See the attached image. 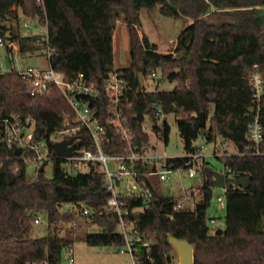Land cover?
<instances>
[{
    "label": "trees",
    "instance_id": "trees-1",
    "mask_svg": "<svg viewBox=\"0 0 264 264\" xmlns=\"http://www.w3.org/2000/svg\"><path fill=\"white\" fill-rule=\"evenodd\" d=\"M159 6L160 14L185 19L171 52H161L157 44L139 35L141 10ZM264 0H0V37L18 45L22 54H45L49 48L50 67L72 79L84 74L96 84L100 97L93 104L101 110L106 123L108 101L104 84L117 72L127 81L128 91L121 104L133 142L139 151L150 147L144 130L149 117L157 137L169 143L170 126L158 121L174 114L186 156L199 153V115L209 120L208 142L226 140L236 150L219 156L223 163L225 189V229L212 232L208 211L213 200L214 171L205 162L203 184L194 208L175 210L183 198L165 195L158 183L147 176L152 167L139 163L138 171L147 180L154 198L144 211L137 198L124 199L127 221H134L142 241L136 245L139 264H172L174 247L169 238L186 241L194 247V264H264V134L256 145L247 139L249 125L258 117L264 129ZM22 17L37 19L47 35L23 36ZM123 21L129 35L130 66L116 69L114 35ZM10 33V39L6 35ZM8 53L13 49L6 48ZM160 73L162 79L176 84L172 91L147 92L139 75ZM263 79V93L257 101L252 79ZM254 108V113L251 109ZM73 111L63 95L53 89L32 96L27 79L15 70H0V264H63V254L78 240L89 246H125L119 232L118 216L105 207L111 194L100 163L86 172L73 173L65 159L57 156L50 137L61 130ZM14 117L33 118L36 131L49 143L53 156L52 175L39 171L29 177L16 147L5 139L4 121ZM109 142L103 144L108 155L123 154L126 149L119 133L106 125ZM81 147L95 151L86 130L78 133ZM170 158L169 163L184 167L187 157ZM17 170H21L19 175ZM229 170V172L227 171ZM229 177H248L246 189ZM194 198V193L190 195ZM85 204L96 211L87 232L85 226H68L77 215L63 208ZM48 221L46 236H32L35 220Z\"/></svg>",
    "mask_w": 264,
    "mask_h": 264
},
{
    "label": "built area",
    "instance_id": "built-area-1",
    "mask_svg": "<svg viewBox=\"0 0 264 264\" xmlns=\"http://www.w3.org/2000/svg\"><path fill=\"white\" fill-rule=\"evenodd\" d=\"M40 1V0H38ZM26 18V17H25ZM24 27H29L25 21ZM0 47L19 49L18 45L7 40L4 41L0 37ZM53 49L49 48L46 52L48 59L53 53ZM4 65L0 61V70L3 71ZM23 75L28 82V91L32 96L45 95L53 89H57L65 98L71 107L74 116L67 117L61 130L51 135L50 140L55 143L71 140L76 138L74 144L77 145L73 155L65 158L73 173L86 172L90 170V165L100 163L106 178V187L111 197L105 207L107 212L114 213L118 216L119 232L125 238V246L131 253L135 264H139L135 257L136 245L141 243L145 247H149L151 241H142L135 227L134 221H127L125 216L128 214L127 205L124 199L137 198L143 201V206L137 208L134 212L144 211L154 198V192L146 179H144L137 167L139 163L148 165L153 168L148 174L151 181L164 183L169 181L170 176L186 174L190 178L203 174L205 169V157L203 156V148L199 153L187 155V161L184 167H176L169 163V159L164 156H157L151 153V147L139 151L133 142L128 121L123 116L121 104L125 101L128 91L126 79L119 73L114 72L106 79L104 84L105 97L108 101L106 123L101 122V110L93 104V100L100 97V91L96 84L86 79L84 74H79L72 79H67L66 75L58 72L53 68L40 69L37 67H28L27 69L16 71ZM152 78H157V74H153ZM252 86L255 91L257 101H260L263 93V79L256 75L252 79ZM163 118V117H162ZM5 139L11 148L22 150V161L25 166L34 162L36 173L42 164L47 161L46 167L52 163L53 156L49 150L48 141L36 131V123L33 118H27L25 121L14 117L12 120L4 121ZM106 125L115 129L121 136V141L125 143L126 149L123 154L108 155L104 152L103 144L109 142L107 137ZM144 130L148 128L146 122ZM86 130L91 135L95 143V151L81 147V138L78 133ZM264 129L257 117L248 128L247 139L252 144H260L263 141ZM57 140V141H55ZM55 141V142H54ZM216 152L219 155V149H226L230 144L223 139L215 141ZM218 153V154H217ZM63 159V158H62ZM113 164L114 170L110 169ZM45 167V169H46ZM18 172L20 170H17ZM229 172V170H227ZM35 173V174H36ZM181 173V174H180ZM225 174V173H224ZM235 178V177H233ZM193 191L186 190L184 196L175 206V210L185 208H194ZM222 207H225L223 198L220 197ZM66 211L73 213L79 217L92 219L96 215L95 209L85 204L67 205ZM41 216L35 220V224L41 223ZM75 222H71L68 226H75ZM68 252L67 261L74 264V251L72 248L66 250ZM121 252H125L121 250Z\"/></svg>",
    "mask_w": 264,
    "mask_h": 264
},
{
    "label": "rangeland",
    "instance_id": "rangeland-1",
    "mask_svg": "<svg viewBox=\"0 0 264 264\" xmlns=\"http://www.w3.org/2000/svg\"><path fill=\"white\" fill-rule=\"evenodd\" d=\"M261 11L264 13L263 8ZM25 21L29 25L28 28L24 27ZM141 22L142 25L139 29V35L142 37L143 33L151 43L158 44L159 51H162L164 53L174 50L177 38L187 24L186 20L183 18L174 19L162 16L159 11V6L142 9ZM20 31L23 36L47 35V28L42 26L37 19H29L25 17L21 18ZM115 32V68H128L130 66V52L127 26L125 27L124 25H121V23H119L116 27ZM0 61L4 65L3 71L5 73L11 72L12 70H24L32 66L40 69H48L50 67L49 59L46 53H35L34 55L22 54L16 48L13 49L12 53H8L4 47H0ZM175 87V83L162 79L160 73H157V78H152L151 76H149L145 80V89L147 92L155 91L157 88H159V90L161 91H172ZM164 121H166L170 126V137L168 144L157 137L153 130L154 123L149 117L146 118V126L148 128L147 132L150 138L151 153L167 158L186 156L184 143L179 133L175 115H166L164 118H161L158 121V124H162ZM207 128H209V120H207ZM195 145L203 148V156L205 157L206 162L211 165L214 172H222L224 170L223 163L217 158L216 155H214V151L216 152L215 142H208L207 140L200 137L195 142ZM218 151V153L222 155L221 157L226 155H233L234 153H236L235 148L231 145L224 150L219 149ZM110 169H115L113 164L110 165ZM26 173L29 177H33L35 175L36 170L34 162L27 164ZM45 173L47 176L52 175V163H50L46 167ZM229 179H232V177H229ZM202 184V174L196 176L195 178H190L186 174H184L183 176H170L168 182L160 183V187L163 194L175 197L184 196V192L188 189L189 191H193V202L195 205V202L198 200V190L202 186ZM220 197L223 198V202L225 203V190L215 187L213 189L212 204L208 211L212 232L217 228L225 229L226 210L225 207H222ZM62 211H66V207L63 208ZM75 223L76 225L73 226L74 228H77L79 225H83L85 226L87 232H95L98 230L96 226L90 224L91 222L89 219L84 217H77ZM48 230V221L45 216H43L41 218V223L35 224L32 236L34 238L46 236L48 234ZM72 249L74 251V264H135L131 253L126 247H92L82 240H77L72 246ZM121 250H124L125 252H121ZM173 256L174 261L172 264H179V256L176 253L175 249L173 252ZM67 258L68 252L65 251L63 254V264H69Z\"/></svg>",
    "mask_w": 264,
    "mask_h": 264
},
{
    "label": "water",
    "instance_id": "water-1",
    "mask_svg": "<svg viewBox=\"0 0 264 264\" xmlns=\"http://www.w3.org/2000/svg\"><path fill=\"white\" fill-rule=\"evenodd\" d=\"M7 39H10V33H8L6 35ZM140 78V84L141 87L144 88L145 87V83H144V76L143 74L139 75ZM251 113H254V108H252ZM199 127H200V137L202 139L207 138L211 131L209 128H207V118L206 115L204 113H201L199 115ZM76 138H72L71 140L68 141H63V142H59V143H55L54 144V150L57 154L58 157L60 158H69L73 155L74 150L76 149L77 145L74 144ZM16 155L17 156H21L22 155V150L18 149L16 151ZM47 161H45L42 166L39 169L40 173H43L45 171V167L47 165ZM19 175L22 174V171L20 170L18 172ZM231 182L243 189H246L248 187L249 184V178L248 177H236V178H232ZM214 186L221 188V189H226L227 187V179H226V175L223 172H214ZM169 242L170 244L174 247V249L176 250V253L179 256V264H194V247L189 244L186 241H181V240H177L173 237L169 238Z\"/></svg>",
    "mask_w": 264,
    "mask_h": 264
},
{
    "label": "crops",
    "instance_id": "crops-1",
    "mask_svg": "<svg viewBox=\"0 0 264 264\" xmlns=\"http://www.w3.org/2000/svg\"><path fill=\"white\" fill-rule=\"evenodd\" d=\"M264 9V8H263ZM119 23H121V25H124L125 27H126V25L123 23V22H118V24ZM118 24H117V26H118ZM187 25V24H186ZM186 27V26H185ZM184 27V28H185ZM116 33V32H115ZM144 36V34L142 33V37ZM114 41H115V36H114ZM157 46H158V44H157ZM18 50V49H17ZM162 52V51H161ZM13 67V66H12ZM13 71V70H12ZM158 187H159V189L161 190V192H162V189H161V187H160V183H158ZM163 193V192H162Z\"/></svg>",
    "mask_w": 264,
    "mask_h": 264
}]
</instances>
